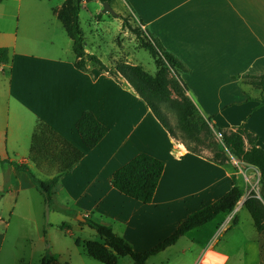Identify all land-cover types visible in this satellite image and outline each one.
<instances>
[{"label": "crops", "instance_id": "1", "mask_svg": "<svg viewBox=\"0 0 264 264\" xmlns=\"http://www.w3.org/2000/svg\"><path fill=\"white\" fill-rule=\"evenodd\" d=\"M66 1L52 8L53 18L61 25L58 14ZM121 1L145 33L185 66L180 80L200 114L217 129L244 128L258 137L256 145L264 150L263 92L249 79L264 76V0ZM21 2L0 3V48H8L11 58L9 64L0 66L6 80L0 77V142L4 134L3 155L9 162L28 166L43 181L59 177L54 188L59 206L85 219L81 223L89 219L111 226L136 252L155 247L180 223L236 186L243 195L233 211L186 233L176 245L146 264H204V255L210 251L215 255L209 257L213 261L215 258L216 264H261L262 235L252 218L257 234L247 238L242 229L240 215L247 210L244 204L249 196L241 170L190 152L169 134L126 81H117L96 67H91L90 73L78 70L72 41L65 48L66 57L55 56L39 41L19 44L14 21L19 17ZM120 5H112L115 13L127 15ZM122 24L121 18L113 22L95 19L84 31L81 22L86 53L96 55L109 67L118 63L135 65V53L127 52V47L118 42L120 36L123 38ZM101 27L106 33L115 29L112 38L118 51L102 52L98 46ZM49 44L53 45L52 40ZM86 111L108 129L92 150L87 149L76 128ZM39 122L84 153L70 171L56 146L37 135ZM142 153L165 164L150 204L135 201L112 186L113 174ZM8 173L14 204L7 218L0 216V253L8 239L22 240L30 249L24 262L35 264L46 254L45 236L52 234L48 250L58 256L55 264H103L87 254L84 245L91 240L71 236L70 229H48L73 224L67 218L46 224L47 207L41 194L34 196L38 191L31 178L13 166ZM13 222L20 229L14 235L10 232ZM66 238L71 239V246ZM126 258L121 257L118 264H133Z\"/></svg>", "mask_w": 264, "mask_h": 264}, {"label": "trees", "instance_id": "2", "mask_svg": "<svg viewBox=\"0 0 264 264\" xmlns=\"http://www.w3.org/2000/svg\"><path fill=\"white\" fill-rule=\"evenodd\" d=\"M2 1L0 0V3ZM83 1L67 0L58 14V19L72 41L75 67L86 73H90L91 67H96L117 81H126L172 137H175L176 133L166 121L162 107L171 101L172 90L178 91L181 99L178 103L177 128L181 131L182 138L186 140L197 138L200 128L207 127L208 123L202 122V124H199L196 118L198 109L185 95L186 90L181 83L180 76L186 72V68L181 61L167 52L156 39L146 33V36H144L140 28L135 31V34L142 42V48L150 53L158 66L157 74L153 76L141 66L127 63H118L113 67L107 66L96 55L88 54L85 51L80 22ZM99 1L111 5L114 0ZM10 60L9 49L0 48V66L9 64ZM173 73L174 75L171 76ZM249 79L255 88L264 92V76H249ZM260 105L264 106V94L260 99ZM76 128L89 150L96 148L108 134V129L90 111L82 114ZM36 131L38 136L56 146L57 151L68 164L67 171H70L83 158L84 153L82 151L75 148L44 123L39 122ZM217 131L222 135L224 145L233 156L260 172L262 198L251 196L246 200L244 206L251 215L257 232L264 235V150L256 145L258 137L242 127L231 130L217 129ZM188 150L197 154L191 148ZM1 161L4 165L9 164L16 170L25 172L30 176L37 191L43 196L48 210L76 215V213L59 206L54 200V188L59 181V177L43 181L37 178L26 165L11 163L7 160ZM225 161V157L218 153L214 162L224 165L226 164ZM164 169L165 164L163 161L142 153L113 174L112 186L119 193L135 201L150 204L153 201ZM242 195V191L238 187H233L217 202L202 208L180 223L170 237L145 252H136L128 241L114 233L111 226L87 219V225L96 231L103 243L88 241L84 246L91 258L103 264H118L121 257H129L133 264H146L150 258L176 245L186 233L207 225L222 213L233 211ZM60 228L65 230L69 227L63 224ZM77 244H79L78 241ZM56 262L57 256L48 253L42 259L41 264H55Z\"/></svg>", "mask_w": 264, "mask_h": 264}, {"label": "rangeland", "instance_id": "3", "mask_svg": "<svg viewBox=\"0 0 264 264\" xmlns=\"http://www.w3.org/2000/svg\"><path fill=\"white\" fill-rule=\"evenodd\" d=\"M62 1L63 0H22L21 2L22 8L19 11L20 12L19 17L14 21V24H16L18 28L17 31L19 37V44H22L24 41L27 40L39 41L42 43L41 46L45 45L44 48L45 49L49 48L48 51L54 54L55 56L66 57L67 53H65V48L67 47L68 43H71V40L67 36L63 26L59 24L58 20H55L52 15V11H53L52 8L56 7ZM118 1L117 2L113 1L112 4L110 5L111 8L112 9L114 8L112 7V5L117 6V4L121 3L122 5H120V7H123L125 11H127V15L121 17L117 14L112 15L111 13L108 12L105 13L103 12L104 9L103 3H101L99 0H84L82 3L83 9L81 11V22L84 31L87 30L89 22L92 21L93 23L95 19L96 20L105 19V21L113 22L114 19L121 18L123 20V24H122L123 38L121 39V36L118 38L119 44L120 45L124 44L123 48L125 49L127 47V52L130 51L135 53L133 57V58H137V61H135L136 63L135 65L141 66L145 71H147L149 74L154 76L158 72V66L156 65L155 61L152 59L150 53L142 48V42L138 39V37L135 34V31L140 28L142 29V27L140 26L138 21L131 15L126 5L121 0ZM15 4H19V3L16 2ZM28 4L33 6L27 7ZM4 22L5 24L7 23L6 20ZM101 28H102L101 30L103 31V33L101 34L102 40L100 41L98 46H100L102 52L109 53L111 52V50L118 51V46L116 45V41H114V39L112 38L115 35V29H112V33H108V32L106 33L105 32L106 28L104 27ZM141 31H142L141 33L144 34V36H146L145 29H142ZM51 40L53 42V45L49 44ZM173 75L174 73L171 74V76ZM0 77L2 79L1 81H6L5 76H2V74H0ZM4 85L3 84L1 85L3 91L2 95H5ZM248 94H254V93H248ZM262 94H264V92ZM185 95L187 96L186 92ZM180 99L181 98L178 91L172 90L171 101L166 103L162 107V112L166 121L176 133V136L173 138H175V140L178 141L179 143L183 144L187 149L191 148L198 155L206 157L212 161L216 160V155L218 153L223 155V157H225L226 159L225 163H230L236 169L241 170V175L247 189L246 196L249 197L256 196L257 198H262L261 178L258 173L259 171L256 168L245 164L244 162L240 161L238 158L233 156L224 145L222 135L213 126L211 121H208L206 118H204L199 111L196 114V118L198 119L199 124H202V122H206L208 123V126L200 128L197 138H194L192 140L191 139L186 140L182 138V133L177 128L178 103ZM3 139L5 141L4 134L2 136V141L0 142V216H4L5 218H7L6 216L8 214L6 213L12 209L14 204V198L11 197V195H9L11 193V189H9L10 175L8 173V169L11 166L9 164L4 165L1 161V160H7L9 162V160L7 159L8 157L3 155L4 154ZM9 157L13 158L12 155H9ZM32 173L34 174L33 171ZM34 196L41 197L40 193L38 192H36ZM53 213H55L54 220L52 219ZM65 218H67L71 222V224H73V226H69L68 228V230L70 229L71 236L82 238L85 240L100 241V237L96 233V231L90 228L87 225V223H81L82 221L78 217L76 218L74 215H67L59 212H53L47 209V217L44 222L46 224L49 223L54 224V222H59V221L61 222V219L65 221L66 220ZM240 218L243 222L242 229L244 230L245 236L247 238H250L253 235H256L257 232L255 228H253V224L251 222L252 220L247 210H244L243 214L240 215ZM46 227L49 226L47 225ZM60 227L57 228L56 226L52 225V227L48 229L58 231V230H62ZM82 227L84 228V230H82L83 229ZM2 230H3V226H0V232ZM19 230L20 229H17L15 222H13L10 232L11 233L16 231L18 232ZM45 237L47 238L45 249H47L46 254H48L51 253L48 250V245L50 244V238H52V234L50 236L47 235ZM206 237L207 235H205V238ZM67 239L71 246V239L66 238V240ZM260 242H261V252H262L261 264H264V235L261 236ZM29 254H30V249H29V245L26 242L22 240H15L14 238L8 239V242L2 248V251L0 253V264H26L24 262V259H26L27 258L26 256H29ZM126 259L128 261L131 260L130 258H126ZM41 262L42 260L39 261L38 259L37 261L36 259L35 264H41Z\"/></svg>", "mask_w": 264, "mask_h": 264}, {"label": "water", "instance_id": "4", "mask_svg": "<svg viewBox=\"0 0 264 264\" xmlns=\"http://www.w3.org/2000/svg\"><path fill=\"white\" fill-rule=\"evenodd\" d=\"M103 12H108L111 13L112 15H116L115 11L111 8V6L109 5V3H104L103 4ZM82 222H85V219H83L82 217H78Z\"/></svg>", "mask_w": 264, "mask_h": 264}, {"label": "built area", "instance_id": "5", "mask_svg": "<svg viewBox=\"0 0 264 264\" xmlns=\"http://www.w3.org/2000/svg\"><path fill=\"white\" fill-rule=\"evenodd\" d=\"M210 254H214L213 252H208L207 254L204 255V258H203V263L204 264H216V260L214 258V261L209 257ZM215 255V254H214Z\"/></svg>", "mask_w": 264, "mask_h": 264}]
</instances>
